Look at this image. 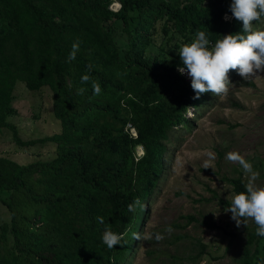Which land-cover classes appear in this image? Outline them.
<instances>
[{"label":"trees","instance_id":"1","mask_svg":"<svg viewBox=\"0 0 264 264\" xmlns=\"http://www.w3.org/2000/svg\"><path fill=\"white\" fill-rule=\"evenodd\" d=\"M114 2L119 9L111 8ZM231 3L0 0V128H9L20 146L56 144L54 157L27 164L0 154V188L10 192L4 199L10 217L0 223V264H131L140 242L132 233H142L148 220L171 133L212 94L193 99L191 80L178 71V49L198 31L212 44L241 32L242 22L229 11ZM260 25L264 18L253 27ZM77 39L80 50L68 62ZM84 75L90 77L88 83H82ZM18 81L29 90H52L59 133L21 137L9 121L18 112ZM138 146L144 149L140 157ZM225 179L235 193L245 190L243 174ZM137 198L144 207L130 212L128 205ZM219 203L228 206L227 199L219 198ZM98 216L104 223H98ZM183 217L185 226L197 220L194 214ZM204 223L220 228L215 221ZM106 228L122 236L120 245L109 249L102 242ZM188 237L185 231L173 234L172 241ZM262 239L254 222L240 264H264L257 248ZM187 246L185 258L172 254L177 259L173 264H184V259L199 263L207 254L201 238Z\"/></svg>","mask_w":264,"mask_h":264},{"label":"rangeland","instance_id":"2","mask_svg":"<svg viewBox=\"0 0 264 264\" xmlns=\"http://www.w3.org/2000/svg\"><path fill=\"white\" fill-rule=\"evenodd\" d=\"M115 3L118 5L114 2L111 8H118ZM257 29L264 30V25ZM258 75L261 76L259 79L245 81L234 70L229 76L232 84L227 95L212 93L188 114L189 122L172 131L164 170L150 196L148 220L143 227V232H158L164 239L140 241L131 264H173L177 259H173L172 254L178 253L185 258L190 252L187 245L196 237L207 244V254L199 263L184 259V264H240L238 259L247 231L254 221L248 220L247 226L237 227L231 213H225L226 207L219 203V198L227 199L230 192H234L226 177L243 174L245 178L238 163L225 159L228 152H239L244 156L260 173L257 184L264 186V72ZM14 95L18 112L10 116L9 121L18 126L23 139H38L61 131L49 87L33 91L23 81H18ZM209 150L216 154V159L211 168L205 169L203 162ZM55 153L53 142L20 146L9 128H0V154L21 164L49 159ZM143 153L144 149L138 146L136 155L140 157ZM9 196V191L0 188V223L10 217L4 204V199ZM187 214H194L197 220L185 226L183 215ZM210 221H215L220 228L213 229L204 223ZM178 223L181 227L176 226ZM169 225L174 229L170 235L165 231ZM185 231L190 237L172 241L173 234ZM257 248L264 258V239ZM150 249L157 252L150 254ZM162 250L166 252L161 253Z\"/></svg>","mask_w":264,"mask_h":264},{"label":"clouds","instance_id":"3","mask_svg":"<svg viewBox=\"0 0 264 264\" xmlns=\"http://www.w3.org/2000/svg\"><path fill=\"white\" fill-rule=\"evenodd\" d=\"M237 21L242 22V31L234 34L223 35L214 44L210 42L204 31H198L190 43L183 44L178 49L182 66L178 67L181 75L191 78V87L195 92L193 99H199L204 93L211 92L216 96L227 95L229 85L232 84L229 72L235 70L245 81L259 79L260 72H264V30L254 29V22L264 18V0H232L229 7ZM225 19L229 17L225 15ZM80 50V41L77 39L71 46L68 62L76 59ZM92 65H88L91 71ZM82 83H88L90 77H81ZM94 94H100V86L92 84ZM85 89H79L82 94ZM207 159L203 162L205 169L212 167L216 154L209 150ZM225 159L238 163L245 175L244 191L230 192L227 196L228 206L225 213H231V218L236 226H247L248 220L256 224V235L264 237V186L257 184L260 173L254 170L253 165L239 152L226 153ZM137 206L144 207L139 198L128 205V210L134 211ZM98 223H104L103 217H97ZM165 231L170 235L174 229L169 225ZM135 240L145 241L164 239L161 233L149 234L147 231L134 232ZM122 236L106 228L102 235V242L109 248L120 245Z\"/></svg>","mask_w":264,"mask_h":264},{"label":"built area","instance_id":"4","mask_svg":"<svg viewBox=\"0 0 264 264\" xmlns=\"http://www.w3.org/2000/svg\"><path fill=\"white\" fill-rule=\"evenodd\" d=\"M116 5H117V3H115ZM118 8L117 9H119L120 8V3H118ZM186 75V74H185ZM187 76V75H186ZM188 77V76H187ZM191 80V79H190ZM131 131H132V133L136 136L137 135V131H136V129L135 128H133V127H131Z\"/></svg>","mask_w":264,"mask_h":264},{"label":"bare ground","instance_id":"5","mask_svg":"<svg viewBox=\"0 0 264 264\" xmlns=\"http://www.w3.org/2000/svg\"><path fill=\"white\" fill-rule=\"evenodd\" d=\"M119 3V2H118Z\"/></svg>","mask_w":264,"mask_h":264}]
</instances>
